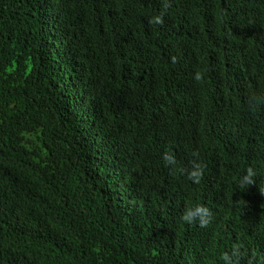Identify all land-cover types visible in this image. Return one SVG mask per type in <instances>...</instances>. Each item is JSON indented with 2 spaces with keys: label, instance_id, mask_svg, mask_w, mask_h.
I'll use <instances>...</instances> for the list:
<instances>
[{
  "label": "trees",
  "instance_id": "16d2710c",
  "mask_svg": "<svg viewBox=\"0 0 264 264\" xmlns=\"http://www.w3.org/2000/svg\"><path fill=\"white\" fill-rule=\"evenodd\" d=\"M236 247L264 264V0H0V264Z\"/></svg>",
  "mask_w": 264,
  "mask_h": 264
},
{
  "label": "clouds",
  "instance_id": "9594fccd",
  "mask_svg": "<svg viewBox=\"0 0 264 264\" xmlns=\"http://www.w3.org/2000/svg\"><path fill=\"white\" fill-rule=\"evenodd\" d=\"M168 4L165 3V8ZM156 24H163V14L157 15L150 21ZM201 74L196 73V79L199 80ZM163 160L167 166L175 168L177 165V158L171 151H166L163 154ZM204 166L198 159H194L192 166L187 170V175L190 180L194 183H199L203 177ZM255 183V171L253 168L249 167L245 174L240 177L241 186H249ZM212 217V210L204 204H196L195 206L185 207L182 215L180 216V221L189 225L199 223L201 226L207 225ZM223 264H242V253L238 247L233 248L231 252H225L222 256Z\"/></svg>",
  "mask_w": 264,
  "mask_h": 264
}]
</instances>
